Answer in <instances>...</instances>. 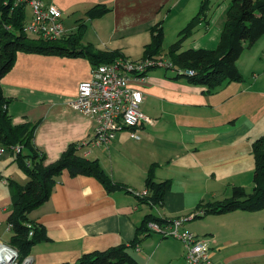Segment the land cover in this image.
Listing matches in <instances>:
<instances>
[{
    "label": "crops",
    "instance_id": "crops-1",
    "mask_svg": "<svg viewBox=\"0 0 264 264\" xmlns=\"http://www.w3.org/2000/svg\"><path fill=\"white\" fill-rule=\"evenodd\" d=\"M43 1L56 4L63 13L66 33L61 41L78 36V46L134 60L147 58L145 49L157 24L164 33L157 56H168L169 47L203 2ZM230 6L231 0H208L206 17L184 39L181 50L215 48ZM26 10L30 18V7ZM263 55L264 35L237 61L243 79L212 92L175 78V72L164 67L150 69L132 85L142 91L141 110L153 123L143 124L137 138L129 129H121L105 147L88 144L98 122L72 107L79 85L91 78L90 58L17 52L13 67L0 81L13 124L37 125L33 141L45 153L46 165L77 145L78 154L97 159L118 185L109 191L94 176L64 169L50 198L29 215L48 237L31 247L32 264L75 263L83 254L130 245L136 238L138 243L129 246V252L140 264H187L180 239L140 230L149 214L166 220L187 217L181 230L207 238L218 264H264V208L205 212L212 204L232 198L235 187L246 193L253 190L252 144L264 134ZM151 169L156 182H170L163 203L139 197L147 190ZM28 180L16 153L9 148L1 151L0 146V240L4 242L12 236L7 222L12 182Z\"/></svg>",
    "mask_w": 264,
    "mask_h": 264
},
{
    "label": "trees",
    "instance_id": "trees-1",
    "mask_svg": "<svg viewBox=\"0 0 264 264\" xmlns=\"http://www.w3.org/2000/svg\"><path fill=\"white\" fill-rule=\"evenodd\" d=\"M27 4H16L15 0H0V81L13 67L19 51L63 56H86L93 67L102 63H110L120 57L111 52H96L80 45L78 36L67 41L44 40L24 32L27 21ZM208 0H203L197 15L179 32V39L168 50V56H157L162 49L164 33L159 24L151 29L152 40L146 46V57L167 60L171 66L166 70L175 72V78H183L188 82L207 87L209 92L219 86L243 79L237 61L245 49L251 47L264 35V0H231L227 13V21L222 30L218 45L213 49L187 48L181 50L186 37L206 17ZM115 56V57H113ZM181 70L191 73H181ZM9 99L4 97L0 85V146L11 149L20 145L21 151L16 153L20 167L28 175L25 184L12 182V212L8 224L12 231L9 243L17 247L21 259L30 254L31 247L37 242L47 240L44 227L34 224L30 213L46 202L55 187L57 177L64 169L73 175H91L99 179L110 191L118 188L111 177L104 171L97 159H89L78 154L77 145H71L53 164L46 165V155L34 144L36 124L14 125L7 110ZM255 161L254 187L246 193L241 187L234 188V195L229 200L214 203L205 209L206 213H225L238 209L256 211L264 208V134L253 144ZM170 182H156L151 169L147 178L152 203H163L165 193L170 189ZM151 192V193H150ZM149 221L167 222L149 214L143 220L140 230L148 231ZM139 230V231H140ZM30 231L33 235L30 236ZM138 243L136 238L130 245L120 244L105 251L83 254L75 263L63 264H140L129 252V246Z\"/></svg>",
    "mask_w": 264,
    "mask_h": 264
},
{
    "label": "built area",
    "instance_id": "built-area-1",
    "mask_svg": "<svg viewBox=\"0 0 264 264\" xmlns=\"http://www.w3.org/2000/svg\"><path fill=\"white\" fill-rule=\"evenodd\" d=\"M15 3H26L31 9V17L24 23V32L28 35L44 40H58L65 35L63 13L56 4H46L43 0H15ZM165 66H171V63L155 57L134 60L120 56L110 63L93 67L91 78L79 85L78 95L72 101L74 109L98 122L89 145L108 147L116 133L124 128L130 130L131 137L137 138V131L143 124L153 123L141 110L144 100L142 91L135 88L132 82L141 79L150 69ZM181 73L191 71L181 70ZM4 150L1 147V151ZM10 150L18 153L21 146H13ZM148 194L147 189L139 193V197L145 198ZM187 220V217H177L163 223L149 221L147 228L163 237L180 239L184 243L187 264H218L211 256V246L207 238L181 230ZM32 235L33 232L30 231V236ZM32 262L30 255L21 259L17 247L0 240V264Z\"/></svg>",
    "mask_w": 264,
    "mask_h": 264
},
{
    "label": "rangeland",
    "instance_id": "rangeland-1",
    "mask_svg": "<svg viewBox=\"0 0 264 264\" xmlns=\"http://www.w3.org/2000/svg\"><path fill=\"white\" fill-rule=\"evenodd\" d=\"M226 2H227V1H226ZM166 46H168L167 43H164V48H165ZM262 57H264V55H263Z\"/></svg>",
    "mask_w": 264,
    "mask_h": 264
}]
</instances>
